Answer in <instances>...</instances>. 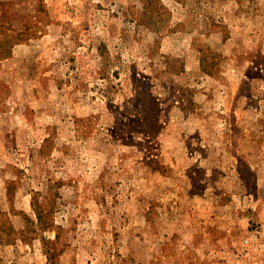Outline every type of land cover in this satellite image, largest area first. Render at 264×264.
Wrapping results in <instances>:
<instances>
[{
  "label": "rangeland",
  "instance_id": "374dc122",
  "mask_svg": "<svg viewBox=\"0 0 264 264\" xmlns=\"http://www.w3.org/2000/svg\"><path fill=\"white\" fill-rule=\"evenodd\" d=\"M0 2V264H264V0Z\"/></svg>",
  "mask_w": 264,
  "mask_h": 264
},
{
  "label": "trees",
  "instance_id": "16d2710c",
  "mask_svg": "<svg viewBox=\"0 0 264 264\" xmlns=\"http://www.w3.org/2000/svg\"><path fill=\"white\" fill-rule=\"evenodd\" d=\"M14 12L10 6L4 5L3 2H0V47L7 49L10 47L12 39H26L32 37L34 34L30 33L31 25L29 23H23L22 28L18 34H14L16 30L13 31L14 25L12 24L14 19H18L14 15ZM20 20V19H19ZM31 35V36H30Z\"/></svg>",
  "mask_w": 264,
  "mask_h": 264
}]
</instances>
